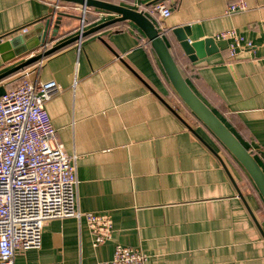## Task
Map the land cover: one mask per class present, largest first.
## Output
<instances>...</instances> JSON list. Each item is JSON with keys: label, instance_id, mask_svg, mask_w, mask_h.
Listing matches in <instances>:
<instances>
[{"label": "crops", "instance_id": "0c3cea01", "mask_svg": "<svg viewBox=\"0 0 264 264\" xmlns=\"http://www.w3.org/2000/svg\"><path fill=\"white\" fill-rule=\"evenodd\" d=\"M107 1L145 11L186 81L264 170V0H247V10L231 14L227 7L237 0ZM154 1L169 6L171 15H152ZM52 4L0 0V43L28 34L19 47L38 46L50 21L47 48L44 43L6 63L0 59V73L79 33L77 6L71 7L75 15L62 7L53 17ZM89 13L85 30L117 17ZM185 25L191 41L214 37L218 50L192 61L173 33ZM55 29L60 35L53 40ZM228 29L245 38L232 58V40L217 37ZM14 75L16 81L2 82L6 89L25 79L61 85L46 109L56 142L75 159L79 208L108 212L114 225L111 240L95 247L85 218L50 220L41 247L17 251L15 264H99L113 257L117 244L140 247L147 264H264V199L183 102L135 23L109 25Z\"/></svg>", "mask_w": 264, "mask_h": 264}, {"label": "built area", "instance_id": "2783aa9c", "mask_svg": "<svg viewBox=\"0 0 264 264\" xmlns=\"http://www.w3.org/2000/svg\"><path fill=\"white\" fill-rule=\"evenodd\" d=\"M52 1L56 17L62 5L59 0ZM76 6L81 15V33L91 8ZM247 9V0H237L226 13ZM150 12L160 20L171 15L170 7L161 2L151 5ZM217 37L232 40L231 58L245 39L235 29L221 31ZM245 44L253 47L251 41ZM47 46L48 42L44 48ZM60 90L61 85L54 80L25 79L0 96V264H15L17 251L39 249L44 226L53 219L85 218L95 247L112 238L110 213L79 208L75 159L56 142V129L46 109V103ZM148 259L140 247L117 244L113 257L99 264H147Z\"/></svg>", "mask_w": 264, "mask_h": 264}, {"label": "water", "instance_id": "95a60500", "mask_svg": "<svg viewBox=\"0 0 264 264\" xmlns=\"http://www.w3.org/2000/svg\"><path fill=\"white\" fill-rule=\"evenodd\" d=\"M65 2H71L80 4L88 8H96L106 12L114 13L117 17L104 21L90 29L84 30L77 35L62 41L61 43L50 47L38 53L32 55L21 63L3 71L0 73V96L6 93V84L2 83L5 79L11 75L24 70L30 65L40 61L41 59L55 53L56 51L70 45L76 41H81L87 35L98 32L99 30L122 21H132L135 23L144 33V35L150 41L153 49L155 50L160 62L162 63L164 70L174 87L175 91L181 97L183 102L189 107V109L212 131V133L225 145V147L234 155V157L241 163L246 169L253 182L255 183L258 191L264 199V170L258 160L253 155V151L248 149L240 139L230 130V128L220 119V117L196 94L189 83L186 81L180 67L178 66L170 48L164 38L163 33L160 31L154 21L146 15L145 11L137 10L130 7H126L117 3H112L104 0H59ZM152 2L150 5H153ZM50 27V21L43 24L41 43L43 45L47 38L48 29ZM57 29H55V34ZM173 33L180 42L184 52L189 56L192 61H196L198 58L204 57L207 54L214 53L218 50L214 37H208L198 41H191V29L189 25L178 26L173 29ZM28 37L27 35H16L6 41L0 43V59L3 62H8L18 56L27 54L34 49L35 46L19 47L20 43ZM13 48V56L8 57L5 53L8 49ZM171 108V107H170ZM172 109V108H171ZM241 194V192H240ZM243 197V196H242ZM259 225V224H258ZM260 226V225H259ZM261 227V226H260ZM264 233L263 229L261 228Z\"/></svg>", "mask_w": 264, "mask_h": 264}, {"label": "trees", "instance_id": "16d2710c", "mask_svg": "<svg viewBox=\"0 0 264 264\" xmlns=\"http://www.w3.org/2000/svg\"><path fill=\"white\" fill-rule=\"evenodd\" d=\"M104 1H107V0H104ZM108 2H110V1H108ZM61 3V5H62V7H66L65 9H63L62 10V13H66V15H69V14H71V15H75L76 13H78L76 10H74L73 8H71L72 6H75L76 4L75 3H71V2H65V1H61L60 2ZM150 7V6H149ZM69 8H71V9H69ZM90 10H96V11H103V10H100V9H96V8H91V9H89V11ZM89 11L87 12V16H86V22L87 21H89V19H90V13H89ZM63 15V14H62ZM65 15V14H64ZM94 18H96V19H98L99 18V16L97 15V16H95ZM60 34H58V32L56 33V35L53 37V40H55V39H57L58 38V36H59ZM16 74V73H15ZM14 75V74H13ZM13 75H11V76H13ZM10 76V77H11ZM10 77H8V78H10ZM19 81V80H18ZM21 81V80H20ZM17 85H19V84H16V86Z\"/></svg>", "mask_w": 264, "mask_h": 264}, {"label": "rangeland", "instance_id": "374dc122", "mask_svg": "<svg viewBox=\"0 0 264 264\" xmlns=\"http://www.w3.org/2000/svg\"><path fill=\"white\" fill-rule=\"evenodd\" d=\"M15 76H16V75H13V76H11L10 78L6 79V82L16 81Z\"/></svg>", "mask_w": 264, "mask_h": 264}]
</instances>
